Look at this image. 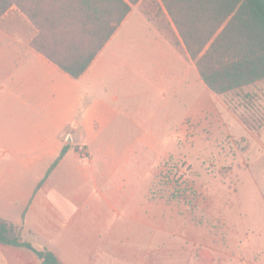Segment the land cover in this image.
I'll list each match as a JSON object with an SVG mask.
<instances>
[{
  "label": "crops",
  "instance_id": "0c3cea01",
  "mask_svg": "<svg viewBox=\"0 0 264 264\" xmlns=\"http://www.w3.org/2000/svg\"><path fill=\"white\" fill-rule=\"evenodd\" d=\"M37 32L15 5L0 18V219L61 264L156 263L158 251L160 264H190L189 244L163 238L184 227L158 215L166 200L143 194L141 171L142 156L157 154L175 126L205 116L195 61L135 5L76 78L31 46ZM74 142L90 148L92 163L77 161ZM241 235L206 254L218 264H264V224ZM0 264L43 263L0 242Z\"/></svg>",
  "mask_w": 264,
  "mask_h": 264
},
{
  "label": "rangeland",
  "instance_id": "374dc122",
  "mask_svg": "<svg viewBox=\"0 0 264 264\" xmlns=\"http://www.w3.org/2000/svg\"><path fill=\"white\" fill-rule=\"evenodd\" d=\"M158 2L140 0L135 7L154 13ZM231 96L228 102L206 85L205 116L191 117L183 131L175 126L173 137L159 140L157 154L142 156L143 194L166 200L168 211L158 215L178 221L184 230L163 238L189 244L190 264H218V257L206 253L242 242L251 223L264 224V80ZM77 143L74 157L92 163L90 148L81 143L89 154L83 160ZM173 175L177 189L168 181ZM159 258L142 262L160 264Z\"/></svg>",
  "mask_w": 264,
  "mask_h": 264
},
{
  "label": "trees",
  "instance_id": "16d2710c",
  "mask_svg": "<svg viewBox=\"0 0 264 264\" xmlns=\"http://www.w3.org/2000/svg\"><path fill=\"white\" fill-rule=\"evenodd\" d=\"M156 12H140L182 54L195 61L200 78L226 101L264 80V0H159ZM140 0H0V18L13 5L31 20V46L72 77H79ZM231 96V97H230ZM66 152L63 147L38 189ZM168 176V181L174 180ZM179 188L178 180H174ZM26 209L22 212L24 217ZM23 227L0 219V242L24 247L43 264L56 254L22 239Z\"/></svg>",
  "mask_w": 264,
  "mask_h": 264
},
{
  "label": "built area",
  "instance_id": "2783aa9c",
  "mask_svg": "<svg viewBox=\"0 0 264 264\" xmlns=\"http://www.w3.org/2000/svg\"><path fill=\"white\" fill-rule=\"evenodd\" d=\"M76 153L81 157V158H88L89 154H88V151L86 150V148L81 145V144H78L76 146Z\"/></svg>",
  "mask_w": 264,
  "mask_h": 264
}]
</instances>
